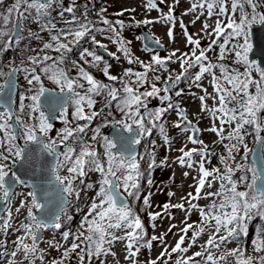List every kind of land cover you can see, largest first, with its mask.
Wrapping results in <instances>:
<instances>
[{
  "label": "snow or ice",
  "instance_id": "1",
  "mask_svg": "<svg viewBox=\"0 0 264 264\" xmlns=\"http://www.w3.org/2000/svg\"><path fill=\"white\" fill-rule=\"evenodd\" d=\"M109 2L95 18L94 5L77 0H14L0 14V52L19 55L0 66V264H264V0H187L179 16L181 0H143L139 19L126 16L135 9L110 14ZM184 16L201 27L190 33ZM157 24L173 44L178 26L187 50L154 38L155 48L140 49L147 58L137 55L125 33ZM188 96L199 102L191 119ZM173 151L191 190L178 203L169 190L157 206L143 188L171 167ZM89 192L72 228L67 210ZM173 210L183 213L180 226L155 234ZM154 244L158 255L141 261Z\"/></svg>",
  "mask_w": 264,
  "mask_h": 264
},
{
  "label": "rangeland",
  "instance_id": "2",
  "mask_svg": "<svg viewBox=\"0 0 264 264\" xmlns=\"http://www.w3.org/2000/svg\"><path fill=\"white\" fill-rule=\"evenodd\" d=\"M104 0H80V2L78 3L79 5H84V4H88L89 7H93L94 5V10L92 13V16L90 18H95V10H98L99 7L101 6V3H103ZM14 3V0H11L9 3H6L3 6H0V14H6V9L8 7H11V4ZM142 3L143 0H110V2L108 3V7H109V13H115L117 11H120L122 9H135V13H126V16L128 15H136V17L139 19L141 17H143L145 15L144 10L142 8ZM188 6L187 0H181V4L177 7L176 9V13L179 16V14L186 9ZM158 14L153 11L150 14V18H154L156 17ZM192 16H184L183 20L186 24H188V31L190 33H194L196 32L200 27L201 24L200 22H197L195 25L190 24V20L192 19ZM13 20H15V16H13ZM31 27L35 30L36 25H31ZM142 30H147L151 33H153L155 35L156 38H159L163 43H165L167 45V49L171 50L173 48H180L181 50H187L185 49L184 46V41L182 39V37L180 36V29L177 26L176 30H175V34H176V43H170L168 38L166 37L165 33H166V28L164 26H161L159 24L153 26L151 29L147 28V27H142V28H137V29H133L131 31H128L125 33V35L127 36L128 39H132L133 40V51L136 52L137 55H140L142 58H147L148 53H144L142 52L140 49L142 48V41H138L135 40L134 37L137 35H141ZM101 37L98 36V39H100ZM45 39H47V36L45 35ZM105 43H107V41H105ZM32 46L36 47L37 46V42L33 41L32 42ZM111 50H115L114 47L110 46ZM166 53L164 51H160V55L164 56ZM107 58V57H106ZM16 62L19 63V55H18V50L14 47L13 49L7 51V52H0V66H5L8 65L10 62ZM115 65V62H113ZM128 65L126 63H123L121 66H114L113 69V74H116L117 72H119L121 70V67H127ZM172 68L175 69L177 68V65H172ZM4 70L7 71L8 68L4 67ZM18 83L20 85H24L25 81L23 80V76L19 75L18 76ZM47 86H51L50 83ZM183 86V85H182ZM20 91H23V87L20 88ZM157 101H153L152 106L155 107L157 105ZM198 101H196L195 103H193L191 96L185 97L184 98V102L183 105L188 109V114H189V118H192L193 113H195L196 111H198ZM97 107H100V105L98 104ZM169 121H174L176 119L175 114L172 113L169 117H168ZM195 122V121H193ZM94 122V125L95 126ZM55 128L54 131L52 133V135H55V129H58L60 127H62V123L57 120L55 123ZM201 127H206L207 126V121H204L201 125ZM105 131V130H104ZM170 135L173 137H178V132L175 129H170ZM206 142L211 143V141L214 139V137L211 134H205L202 137ZM149 140H157V143L159 144V140H158V133L154 132V135L152 137L149 138ZM176 148L180 147V140L176 139ZM189 147H192L191 144L188 145ZM251 146V145H250ZM140 148V152H144V147H139ZM166 155V151L164 148L160 147L158 148V156H157V162L159 163V161ZM179 155L178 152H171L170 154H168L169 156V163L171 164V167H167L164 169H156L154 171L153 174V185L152 186H145L143 188L144 192L147 191H152L153 195H152V203L154 205L157 206H162L165 202H167L168 198H167V192L169 190L174 191L176 193V195L174 197H172L171 202L172 203H178L180 197L186 193L187 191H190L191 189H189L188 185L192 182L191 180V176H189L188 178H184L182 173L184 171H186L187 169H183L180 168L177 164L173 163L174 158ZM213 163H216L215 160H213ZM175 173V182H172L169 177ZM96 176L93 175L92 176V180H95ZM167 185V187H165L164 185ZM159 189V190H158ZM17 191H26L25 189H22L20 187L17 188ZM94 193L89 192L87 194V196H85L84 194H82L81 196V200L79 202H74L72 206L69 207V209L67 210L69 215H72L74 217V219L72 221H70L69 223L71 224L72 228H75L77 226V224L79 223L80 220V213L77 211V203L79 205V207H83L84 204L86 203V201L88 199H90V197L93 195ZM201 203H204L203 201ZM156 210H159V207H157ZM174 211V215H175V219L174 220H168V219H164V220H158L157 221V228L155 229V234L159 235L162 232L166 231L169 227L170 224H177L178 226H180V221L183 219V213L180 212L179 210H173ZM3 214V213H2ZM197 219L196 214H193L192 216V220ZM149 234H153L152 233V229H149ZM178 231V229H173V232ZM54 235V233L49 230L45 233L44 237L45 238H51ZM55 238L56 240L60 239V236L58 234H55ZM178 237L169 234L167 237L168 243L170 244H174L175 240ZM235 245H230V247H234ZM41 247H46L45 244H41ZM123 245L122 244H117L115 246V251L117 252L119 258L121 261H123ZM160 246L158 244H154V247L152 249V251L150 253H147L146 251L142 250L139 256V259L141 261H143L145 258H154L156 255H158L159 251H160ZM197 250V249H193ZM249 254H253L251 253V249H249ZM53 256L56 255L55 252L52 253ZM109 264H112V258L109 257Z\"/></svg>",
  "mask_w": 264,
  "mask_h": 264
},
{
  "label": "bare ground",
  "instance_id": "3",
  "mask_svg": "<svg viewBox=\"0 0 264 264\" xmlns=\"http://www.w3.org/2000/svg\"><path fill=\"white\" fill-rule=\"evenodd\" d=\"M10 1H11V0H5V3L2 4V5H0V6H3V5H5L6 3H9ZM79 2H80V0H77V3H79ZM82 6H83V5H81V7H82ZM141 35H144V36L147 37V39H145L144 41H146V42H148L149 44H151V46L153 45V44H152V40H153L154 38H156L155 35H154L153 33L149 32V31H147V30H142ZM144 41H142L143 44H144ZM164 47H165V46H164ZM165 48H167V46H166ZM160 51H163V50H160ZM55 122H56V121H55ZM55 122H54V123H55ZM104 134L111 136L110 133H109V130H108V129H105ZM68 209H69V208H68ZM45 233H46V232H45ZM45 233H44V235H45Z\"/></svg>",
  "mask_w": 264,
  "mask_h": 264
},
{
  "label": "water",
  "instance_id": "4",
  "mask_svg": "<svg viewBox=\"0 0 264 264\" xmlns=\"http://www.w3.org/2000/svg\"><path fill=\"white\" fill-rule=\"evenodd\" d=\"M144 44H147L148 46L155 48V45H154V44L151 46V44H149V43L146 42V41H144ZM109 133H110V135L112 134V133H111V130H109ZM138 150H139V146H138ZM29 178H30V177H28V176L25 177V179H29ZM0 208H3V204H0ZM0 215H2V212H0Z\"/></svg>",
  "mask_w": 264,
  "mask_h": 264
},
{
  "label": "trees",
  "instance_id": "5",
  "mask_svg": "<svg viewBox=\"0 0 264 264\" xmlns=\"http://www.w3.org/2000/svg\"><path fill=\"white\" fill-rule=\"evenodd\" d=\"M145 223L147 224L148 223V221H147V219L145 218Z\"/></svg>",
  "mask_w": 264,
  "mask_h": 264
}]
</instances>
